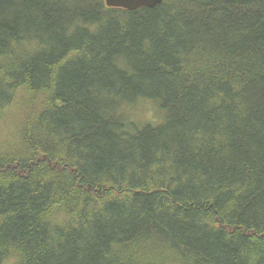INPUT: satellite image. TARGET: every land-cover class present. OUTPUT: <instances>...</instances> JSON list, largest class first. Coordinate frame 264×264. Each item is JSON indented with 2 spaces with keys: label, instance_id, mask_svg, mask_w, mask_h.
<instances>
[{
  "label": "trees",
  "instance_id": "1",
  "mask_svg": "<svg viewBox=\"0 0 264 264\" xmlns=\"http://www.w3.org/2000/svg\"><path fill=\"white\" fill-rule=\"evenodd\" d=\"M0 264H264V0H0Z\"/></svg>",
  "mask_w": 264,
  "mask_h": 264
},
{
  "label": "water",
  "instance_id": "2",
  "mask_svg": "<svg viewBox=\"0 0 264 264\" xmlns=\"http://www.w3.org/2000/svg\"><path fill=\"white\" fill-rule=\"evenodd\" d=\"M110 8H119L135 11L140 8H155L161 5L164 0H105Z\"/></svg>",
  "mask_w": 264,
  "mask_h": 264
},
{
  "label": "rangeland",
  "instance_id": "3",
  "mask_svg": "<svg viewBox=\"0 0 264 264\" xmlns=\"http://www.w3.org/2000/svg\"><path fill=\"white\" fill-rule=\"evenodd\" d=\"M153 108L154 107H152L151 105H147V104L145 106H143L142 110L140 108V110L143 111L142 114H144V116H143L144 119H146V120H148V119H154V116H153L154 115V112H153L154 109Z\"/></svg>",
  "mask_w": 264,
  "mask_h": 264
}]
</instances>
